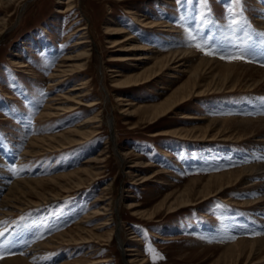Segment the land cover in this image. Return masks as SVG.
I'll list each match as a JSON object with an SVG mask.
<instances>
[{
	"label": "rangeland",
	"instance_id": "1",
	"mask_svg": "<svg viewBox=\"0 0 264 264\" xmlns=\"http://www.w3.org/2000/svg\"><path fill=\"white\" fill-rule=\"evenodd\" d=\"M73 3V9L62 13L59 7L66 4L58 0H11L9 4L0 2V19L7 22V31L0 38V158L8 159L7 175L13 179L25 175L23 173L26 169L35 176H49L83 166L89 157H103L104 153L100 155V150L106 145L109 156H106L104 161L97 162L102 168L93 183L81 185L80 188H56L51 192L60 191L58 197L31 204L0 219V232L4 233V236L0 237V256L5 258L18 254L30 248L34 242L70 228L88 211L100 208L109 201L105 211L100 210L102 213L94 215L84 224L98 233L110 229L113 225L116 232L117 225H120V234L115 233L112 239L108 240L105 237L100 238L94 242L97 248L91 251L88 249L93 247L92 242L58 243L60 246L54 248L49 245L45 248L49 258L51 255L56 257L52 263L68 260L66 258L86 256L93 260L109 257L108 261L92 264H127L125 258H130V250L127 247L137 243L142 255L146 257L147 264H225L221 256L224 247L222 244L218 247L222 238L218 234L220 231L230 230L231 235L235 237L249 234L255 236L261 230L257 229L260 220L254 212L259 207H247L239 202L243 199L240 194L246 192L244 184L232 185L222 194L207 201L170 213L158 205L165 195L178 188L183 189L191 177L202 176L206 181L212 174H221L249 161L258 160L259 152H263L262 142L256 141V136L253 135L241 140H205L186 138L176 133L154 136L152 132L156 129L183 128L182 126L195 124L206 126L209 122L206 117L186 119L181 117L182 112L188 111L197 115L214 112L221 115L230 114L227 110L218 113V106L234 100L241 107L233 108L231 115H264V87L254 90L238 88L198 93L184 107L180 106L157 122H143L141 114L143 115L144 110H140L138 104L164 98L186 74L181 73L172 82L162 79L158 83H142L131 87L114 84L108 65L112 62L109 60L111 55L118 52L114 51V47L107 41V26L112 20L119 19L137 34L149 36L152 34L151 29L138 24L134 12L131 11L135 10L139 16L147 14L154 19H164L167 12L172 13L171 16L180 14L182 22L184 20L191 23L190 39L196 45L223 41V54H244L245 62L250 61L256 66L264 67V52L255 46L256 41L261 39L257 34L264 33V26L258 19L264 10V0H244L242 14L240 7L232 4L231 0H181L179 4L177 0H73ZM79 17L82 19L78 20ZM233 19L237 21L236 24L231 23ZM84 22L88 24V31L93 39V52L88 69L81 75L90 77L88 87L92 98L99 102L88 111L83 105L63 115L39 118L48 98L66 92L72 83L81 79V75L77 74L58 86H50L48 75L62 55L73 48L70 44L79 36V33H72L73 27ZM158 27L155 28L161 30ZM244 28L245 32L242 30ZM241 31L245 35L249 33L248 41L240 34ZM205 36L214 37L215 40L207 41ZM247 43L254 45L253 52L246 51ZM228 44H231L230 48L227 47ZM16 56L27 65L14 64L13 59ZM131 61L126 63V67H129L127 72L142 68L135 66L132 70L129 63ZM149 62L151 61L147 60L144 64ZM27 68L35 70L36 76L26 73ZM31 93L35 95L36 100L29 97L28 94ZM119 94L126 96V101H134L132 106L121 103ZM249 100L251 103L248 107ZM126 107H129L128 110ZM248 108L249 112L246 111ZM98 110L100 132L91 138H85L83 143L38 153L32 163L22 164L21 156L9 158L12 154H18L26 144L28 136L39 132H58ZM23 113H27V117H23ZM117 149H132L136 155L143 160L153 161V164L150 167L142 166V169L137 171L141 173L131 178L130 173H125L128 161L123 159L125 156H121ZM155 169L164 171L158 175L159 178L155 177L143 184L131 181L140 180L142 174ZM256 178L255 186L258 188L264 174H258ZM105 185L110 187L103 190ZM249 188H255L252 182ZM2 192L0 189V199ZM103 193L105 195L98 198ZM232 196H238V201L231 199ZM131 201L135 202L134 207L130 205ZM151 210H155L156 215L152 218L140 213ZM106 217H109L110 223L104 225ZM99 221L102 222L98 223ZM250 221L256 223L251 225ZM99 225L101 227H98ZM134 234L140 235L138 241L132 239ZM154 256L157 257L155 260ZM258 264H264V261Z\"/></svg>",
	"mask_w": 264,
	"mask_h": 264
},
{
	"label": "bare ground",
	"instance_id": "2",
	"mask_svg": "<svg viewBox=\"0 0 264 264\" xmlns=\"http://www.w3.org/2000/svg\"><path fill=\"white\" fill-rule=\"evenodd\" d=\"M10 1L11 0H0V2L5 4H9ZM58 2L66 4L65 6L59 7L62 13H66L74 7L73 0H58ZM131 12H134L135 19L138 21L137 23L149 27L152 34L149 36L146 34H137L136 31L123 25L119 19H114L111 24H108L107 41L110 42L111 47H114V51L118 52V54L111 55L109 60L112 62L111 65H108L114 84L121 87H131L142 83H158V81L162 79L172 82L179 77L181 73L186 74V77L175 87L173 86L174 88L164 98L153 100L147 104H138L141 108L140 110H144L143 115L141 114L143 122H157L180 106L184 107L185 104L198 93L220 92L226 89L235 90L238 88L254 90L257 87H264V67L256 66L244 60L237 59L230 62L228 59H220L219 55H204V53L196 47L193 40L190 39L191 34L189 28L192 26L191 23H186L184 20L182 22L181 18H179L181 16L180 14L171 16L173 14L167 12L165 13L166 16L164 19H154L147 16V14L139 16L137 14L138 12L135 10ZM263 12L264 10H262L258 18L260 23L263 24L262 26H264ZM80 19L82 18L79 17L78 20ZM6 23L5 19H0V38L7 31ZM156 26H159L158 28L161 30H157L155 28ZM73 29L74 31L72 33H79V36L70 44L73 48L63 54L49 72L50 86H58L71 79L73 75H81L82 72L88 69V62L93 52V39L88 31V24L84 22L81 23L80 26H74ZM242 30L245 32V28ZM240 34L245 37L246 41L250 39L249 33L245 35L243 31H241ZM250 45L251 44L247 43L245 49L246 51L250 50L253 52L254 45ZM15 54L17 55L18 52ZM250 55L251 54H249V56ZM147 60L151 62L144 64ZM128 61H131L129 63L131 64L130 68L132 67V70L135 69V66H141L142 68L140 70L135 69L136 71L127 72L129 67H126V63ZM13 63L17 66L27 65L26 62H23L20 60V57L17 56L13 59ZM26 73H31L36 76V71L30 70V68L26 69ZM89 80L90 77L85 78V76L81 75L79 82L72 83L66 92L57 93L55 96L48 98L46 104L39 113V118L47 119L63 115L81 108L83 105L86 106L84 108H86L87 111L90 110L91 107H95L99 101L92 98V92L88 87ZM28 95L36 100L35 95L33 96L32 93ZM118 98L121 100V103L123 102L125 105L133 104L134 102L132 100L126 101L128 100L126 96L121 94H119ZM217 101H215L214 104H216ZM247 102H249V105L247 104L249 107L251 101L249 100ZM132 104L130 106H132ZM236 107L240 108L241 106H238V103L234 100L226 103V105L218 106V113L221 112V110H227L232 113V109ZM128 108L129 107H126L125 109L128 110ZM250 108H252V105ZM250 108L246 111L249 112ZM129 111L132 110L129 109ZM131 113H133V111ZM182 113L181 117L186 119L206 117L209 122L206 126L195 124L182 126L183 128L156 129L152 132V135L176 133L186 138L196 137L205 140L218 138L241 140L244 137L253 135L256 136V141L262 142L263 152H259L258 160L249 161L237 168L226 170L221 174H212L207 177L206 181L203 180L202 176L191 177L189 183H187L183 189L178 188L165 195L158 207L163 206L167 213H170L182 207L207 201L211 197L222 194L223 191H226V189L232 185L244 184V186H246V192L240 194L243 199L239 202L247 207H259V209H255L254 212H256L255 216L260 220V223L257 224V229L261 230L257 233L258 235L255 236L249 234L235 237L231 235L230 230L220 231L218 234L221 235L220 237L222 238H220V241L218 240L220 245L217 244L219 245L218 247L222 245V247H224L221 256H223L225 264H258L264 261V211L261 210L264 209V178L260 181L261 185L258 188L255 186L257 175L264 174V115H259V117L256 115L255 117V114H253L254 116L251 115L253 116L251 117L237 116L236 114L235 116L231 115V113H224L221 115L215 112L198 115L188 111H183ZM23 117H27V113H23ZM96 121L98 122L95 123ZM100 125L98 110L95 111L94 114L84 116L80 122L73 126L60 129L58 132H49L47 134L39 132L28 136L26 144L18 152L20 155L9 154V158H18L21 156L20 162L22 164L23 162L32 163L38 153H45L47 150L61 149L83 143L85 138H91L100 132ZM107 149L108 145L100 150V155L104 153L103 157H89L86 160V164L83 166L61 173L50 174L49 176L42 174L35 176L34 173L33 175L26 169L23 173L25 175L11 179L7 175L8 159L0 158V189L3 191L0 199V219L6 218L10 213H14L16 210H21L31 204L45 202L49 199L58 197L60 191L55 193L51 192L56 188L69 187L70 189L71 187H79L81 185L93 183L97 178L96 176L100 173L99 170L102 168V165H98L97 162L104 161L106 156H109ZM117 150L121 156H125L123 157L124 160L127 159L128 163L125 173H130L131 178H135L141 173L137 171H140L142 166L150 167V165L153 164V161L143 160L138 154L136 155L132 149L128 151ZM6 154H8V151ZM6 158H8V155ZM163 172V170L155 169L152 172L142 174L140 180L138 179L139 181L135 179L131 181L143 184L155 177L159 178L158 175ZM251 182L255 188H249ZM109 187L110 185H105L103 190ZM243 194H246V196H243ZM104 195L105 193L100 194L98 198ZM240 195L238 194V196ZM237 198L231 197V199L238 201ZM105 199H107V197ZM108 204H110L109 201L105 202L100 208L88 211L70 228L62 230L52 236L50 235L51 237L49 238L36 241L30 248L28 247L18 254L5 256V258L0 259V264H54L52 262L55 261L56 257L53 258L51 255V258H49L48 251L45 250L49 245H53L54 248V246H60L58 243H94L102 237H105L106 240L112 239L113 234H120V225H117L116 232H114L115 226L113 225L110 229L98 233L86 227L84 224L85 221L94 215L102 213L100 210L103 209L105 211ZM130 205L134 207L136 204L131 201ZM140 213L147 215L148 218L156 216L154 215L155 210ZM101 222L102 221H99L98 223ZM107 223H110L109 217L104 218L103 224L106 225ZM255 223L250 221L251 225ZM98 227H101V225ZM171 228L173 230L172 226ZM134 235L132 239L138 241L140 235ZM122 245H124V243ZM96 248L97 245L94 243L93 247H90L88 251L95 250ZM127 249L130 250V258H125L127 264H147L146 257L142 255V250L137 243L130 244ZM90 255H92V253ZM66 259L68 260L59 261L60 263L57 264H92L98 261H108L109 257L100 260H93V258L86 256L82 258Z\"/></svg>",
	"mask_w": 264,
	"mask_h": 264
},
{
	"label": "snow or ice",
	"instance_id": "3",
	"mask_svg": "<svg viewBox=\"0 0 264 264\" xmlns=\"http://www.w3.org/2000/svg\"><path fill=\"white\" fill-rule=\"evenodd\" d=\"M181 2V0H177V3L179 4ZM231 3L234 5H237L240 7V11L241 14L244 12V0H231ZM232 24H236L237 21L235 19H233L231 21ZM259 37H261V39H259L258 41H256L255 46L260 47L261 51L264 52V33H258L257 34ZM193 39H195V37H192ZM205 40L207 41H213L215 40L214 37L211 36H205L204 37ZM196 47L202 51L204 53V55L207 56H213V55H219L220 59H228L230 62L232 60H245V55L244 54H240V55H231V54H223V49L225 47V44L223 41H217L214 44L213 43H209L206 45H201V44H197ZM227 47H231V44H228ZM250 62V61H249ZM4 236L3 232H0V237ZM151 252V250H149ZM3 256H0V259H2ZM157 257L154 256L153 259L155 260ZM160 259H163V257H158Z\"/></svg>",
	"mask_w": 264,
	"mask_h": 264
}]
</instances>
